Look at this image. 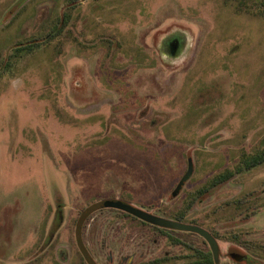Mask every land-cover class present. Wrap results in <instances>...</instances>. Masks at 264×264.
Wrapping results in <instances>:
<instances>
[{
	"label": "rangeland",
	"instance_id": "374dc122",
	"mask_svg": "<svg viewBox=\"0 0 264 264\" xmlns=\"http://www.w3.org/2000/svg\"><path fill=\"white\" fill-rule=\"evenodd\" d=\"M57 19L61 37L15 58ZM263 149V17L229 0H0V264H87L81 243L97 264H192L190 247L208 250L193 233L175 231V245L128 220L115 200L186 211L209 232L242 225L263 246L264 164L187 210ZM226 240L222 253L241 249Z\"/></svg>",
	"mask_w": 264,
	"mask_h": 264
},
{
	"label": "trees",
	"instance_id": "16d2710c",
	"mask_svg": "<svg viewBox=\"0 0 264 264\" xmlns=\"http://www.w3.org/2000/svg\"><path fill=\"white\" fill-rule=\"evenodd\" d=\"M256 4L258 5L256 8L257 10L264 9L261 6L262 2L255 3V5ZM67 18L68 17H66V20ZM66 20L62 23V21L57 19V23L54 24V27H57V31L55 33L50 34L48 38L40 39V40L33 38L27 43H22V42L18 43V47L15 49L14 52L15 58H20L24 55H34L41 48L50 46L52 42L55 39H57V37H61V34L66 26ZM59 21L60 23H62L61 24L62 26L60 25ZM6 65L9 66L10 62H8ZM242 156H243L242 160L233 170H225L224 172L214 176L204 186H202L201 188L197 189L194 193H192L188 201L187 210H190L194 204H199L205 201L204 199H206L211 194L215 193L217 189H219L222 185L234 179L236 176L241 175L244 172L251 171L257 166L264 164V149L252 156H248L245 153H243ZM246 200H248V198L244 197L243 199L238 201V204L240 205L246 204L247 203ZM111 204H113V202H111ZM132 210L133 208L127 205L126 211L131 213ZM185 212L186 211H183L182 213L179 212L177 216L174 218V220L183 222ZM192 224L198 225L195 221H193ZM211 233L214 235V230H211ZM171 242L172 243L175 242V245L181 244L176 240V237H172ZM190 250L195 252V254L191 255V258L195 260L192 264H214V259L209 248L208 250L202 251V247L199 246L197 248L190 247ZM201 261H203L204 263H200ZM142 264H155V262L150 261Z\"/></svg>",
	"mask_w": 264,
	"mask_h": 264
},
{
	"label": "flooded vegetation",
	"instance_id": "af4514ba",
	"mask_svg": "<svg viewBox=\"0 0 264 264\" xmlns=\"http://www.w3.org/2000/svg\"><path fill=\"white\" fill-rule=\"evenodd\" d=\"M229 1L232 2L234 9L239 14V16H241V15L242 16L256 15L259 17H264V9L263 10H257L256 8L258 5L257 4L255 5V3L262 2L261 6L264 8V3H263L264 0H229ZM55 32H53V33H55ZM170 51H171V49L169 48L167 51L168 54H170ZM243 198H241V199H243ZM246 198H248V200H246V201L249 202L250 196L249 197L247 196ZM237 203H238V201H236V204ZM109 207L113 208L116 211H120L121 212L120 215L122 214V216H124V217L127 216L128 220L140 221L141 223L152 225V229L155 227L156 228L155 230H157V231L159 230L160 233H163V236L167 237L170 241H171V238L174 237V236H172V234L175 233L174 230H169V229H166V228H163L160 226L153 225V224L147 222L146 220H143L142 218L138 217L136 214L129 213L128 211H126L125 208H119V207H113V206H109ZM92 214H93V212L89 214V219L91 218ZM166 219H170V218H166ZM170 220L178 221V220H174V219H170ZM246 222L247 221H245L243 225H246ZM55 223H56V226H59L60 221H52L51 226H53V224H55ZM223 225L225 226V224H223ZM51 226H50V228H51ZM237 227L241 228L243 226L241 225V226H237ZM237 227H234L233 224H230L227 227L225 226L224 229L226 231L228 229V231L230 232V234H229L230 237L225 236V235H227V232L224 231L221 227H219V231L214 230V235L210 231V233L213 235V237L217 241L218 245L222 240L225 239V242H226L227 241L226 239H229L230 242H233L235 245L237 244L241 248V249H237V247L233 248L232 246H229V247H227V250L224 254V253H222L221 247L219 245L218 258L215 259V257L213 256V253L209 247L210 252L212 253V256L214 259V264H222V260H226V259L230 262V264H264V245L263 246L259 245V244L256 245V243H254L252 241H245L244 237H243V232H244L243 230H241L242 231L241 234L234 232L233 229H236ZM221 230H223L224 232ZM181 232H183V231H181ZM185 233H189V232H185ZM232 237H233V239H232ZM204 250L205 249L202 248V251H204ZM92 258H94V257H92ZM169 260H170V258H168V261ZM155 261H154L155 264H167V262H168L166 259H162V260H160V262L158 259H156ZM200 263H204V262L201 261Z\"/></svg>",
	"mask_w": 264,
	"mask_h": 264
},
{
	"label": "water",
	"instance_id": "95a60500",
	"mask_svg": "<svg viewBox=\"0 0 264 264\" xmlns=\"http://www.w3.org/2000/svg\"><path fill=\"white\" fill-rule=\"evenodd\" d=\"M191 168H192V165L190 164L189 174L187 175V177H185V179L182 180V182L179 184L178 188L173 192L172 197H175L179 193V191L183 187L184 183L192 175L191 174V172H192ZM111 202H113V204H111ZM107 206H113V207H119V208H125L126 209L127 204H125L123 202H119L118 200H115V201H110ZM94 210H96V209L95 208L92 209L91 212ZM132 211L138 217L142 218L143 220H146L147 222H149L153 225L160 226V227H163V228H166L169 230H174V231H183V232L194 233V234L202 237L208 243L215 259L218 258L219 245H218L217 241L215 240V238L213 237V235L208 230H206L202 227H199L197 225H194V224H186V223H183L180 221H173L170 219L155 216V215L149 214L147 212H144L142 210H137L135 208H133ZM80 247H81V250L83 252L84 259H85L86 263L87 264H97L82 243L80 244Z\"/></svg>",
	"mask_w": 264,
	"mask_h": 264
}]
</instances>
